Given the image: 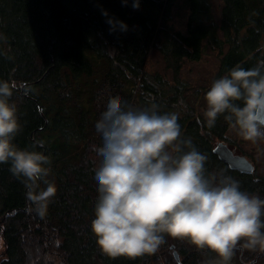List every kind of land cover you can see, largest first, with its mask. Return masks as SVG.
Segmentation results:
<instances>
[{"label": "trees", "instance_id": "obj_1", "mask_svg": "<svg viewBox=\"0 0 264 264\" xmlns=\"http://www.w3.org/2000/svg\"><path fill=\"white\" fill-rule=\"evenodd\" d=\"M133 2L0 0V80L15 83L11 101L21 125L13 143L50 158L47 179L57 189L40 216L24 178L13 175L10 164H0V264H54L47 251L60 264H203L206 255L215 254L166 235L155 253L136 259H113L100 251L91 229L98 199L94 169L100 161L92 146L102 143L95 122L117 95L125 108L155 105L160 114L175 113L181 139L206 156V175L229 176L241 190L264 199L263 177L231 168L215 151L224 141L237 153L228 140L226 113L209 128L186 104L187 83L180 78L184 62L200 60L206 45L220 58L214 80L234 67L248 70L264 61V0H223L219 21L210 0H183L182 27L173 23L178 0H139V8ZM109 18L123 21L127 30L110 31ZM152 48L162 53L173 81L147 70ZM236 250L242 260L264 264V252Z\"/></svg>", "mask_w": 264, "mask_h": 264}, {"label": "clouds", "instance_id": "obj_2", "mask_svg": "<svg viewBox=\"0 0 264 264\" xmlns=\"http://www.w3.org/2000/svg\"><path fill=\"white\" fill-rule=\"evenodd\" d=\"M133 8H139V0ZM107 22L110 31L117 26L127 30L123 21ZM14 90L13 81L0 80V164H10L12 174L24 178L34 210L43 216L57 191L47 179L52 161L13 143L21 129L11 101ZM205 100L209 128L226 113L241 139L264 140V121L257 119L264 111V61L248 70L234 67L214 80ZM95 130L102 143L92 146L100 161L94 169L98 199L91 229L104 255H150L165 235L215 253L220 264H230L238 247L264 252V199L241 190L229 176L206 175L207 158L190 140L181 139L175 113L160 114L155 105L125 108L117 95L108 99Z\"/></svg>", "mask_w": 264, "mask_h": 264}, {"label": "rangeland", "instance_id": "obj_3", "mask_svg": "<svg viewBox=\"0 0 264 264\" xmlns=\"http://www.w3.org/2000/svg\"><path fill=\"white\" fill-rule=\"evenodd\" d=\"M177 3L178 4L174 8L175 19H173V23L177 27H182L183 21L186 18L187 9L185 8L183 0H178ZM210 3L214 19L219 21L221 18L223 0H210ZM219 60L220 58L217 50L206 45L202 58L197 61L187 59L184 62L180 73V78L187 83L186 104L193 105L196 113L202 115L203 117L207 108L203 92L214 81V78L219 70ZM146 68L148 71L152 72L160 71L173 81V72L166 66L164 57L157 48L151 49ZM228 140L230 145L236 150L237 154H245L250 160H252L254 163V171L251 173L255 174V176L264 178V140H259L256 143L243 140L239 137L237 130L233 128L232 125L228 132ZM3 250L4 245L0 242V261L2 259ZM46 259L48 262H53L54 264L58 261L55 255L48 251ZM245 259L246 258L242 260L241 251L236 250L230 264H251V260L248 261L249 259ZM255 263L262 264L258 262ZM203 264H220V261L215 254L206 255L203 258Z\"/></svg>", "mask_w": 264, "mask_h": 264}, {"label": "water", "instance_id": "obj_4", "mask_svg": "<svg viewBox=\"0 0 264 264\" xmlns=\"http://www.w3.org/2000/svg\"><path fill=\"white\" fill-rule=\"evenodd\" d=\"M257 119L264 121V111L257 113ZM215 151L218 153L221 159L225 160L229 164L231 168L242 172L254 171V163L245 154L235 153L234 150H232L224 141L217 143L215 146ZM172 248L175 258L179 261V263H181L180 253L175 248L174 244L172 245ZM254 261H256V259H254Z\"/></svg>", "mask_w": 264, "mask_h": 264}, {"label": "flooded vegetation", "instance_id": "obj_5", "mask_svg": "<svg viewBox=\"0 0 264 264\" xmlns=\"http://www.w3.org/2000/svg\"><path fill=\"white\" fill-rule=\"evenodd\" d=\"M252 161V160H251Z\"/></svg>", "mask_w": 264, "mask_h": 264}]
</instances>
